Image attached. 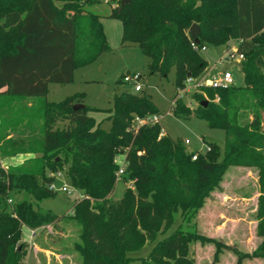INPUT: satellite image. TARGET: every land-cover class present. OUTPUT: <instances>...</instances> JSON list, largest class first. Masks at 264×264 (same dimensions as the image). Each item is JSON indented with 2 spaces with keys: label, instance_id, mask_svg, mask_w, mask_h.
Masks as SVG:
<instances>
[{
  "label": "trees",
  "instance_id": "16d2710c",
  "mask_svg": "<svg viewBox=\"0 0 264 264\" xmlns=\"http://www.w3.org/2000/svg\"><path fill=\"white\" fill-rule=\"evenodd\" d=\"M104 1L0 0V97L6 98L0 103V157L33 155L8 168L0 162V264H25L24 227L60 219L34 203L57 195L50 185L61 171L84 196L71 214L80 225L74 249L81 264H133L134 252L174 226L139 264H193L185 257L192 241L214 243V261L222 248L236 253V264L249 257L264 260V0H128L120 11L123 0H114L117 6L109 15L122 23L121 41L137 43L150 59L152 74L168 77L174 69L177 94L189 75L196 78L205 71L208 61L201 47L238 42L243 87L195 91V111L174 98L175 116L194 115L224 130L222 153L216 142H207L204 153L188 151L183 139L160 136L161 122L132 130L134 116L160 114L148 95L117 94L106 110L110 130L88 115L81 93L46 100L50 83H71L79 65L109 49L101 16L87 9ZM194 23L201 30L199 50L192 47ZM29 97L44 98L37 112L15 120L2 116L14 99ZM77 103L83 106L74 108ZM37 131L40 142L30 140ZM120 154L127 161L122 179L126 184L133 180L134 189L127 186L122 199L113 202ZM231 166L258 171L256 233L261 243L251 253L203 236L193 222ZM13 192L23 197L14 201Z\"/></svg>",
  "mask_w": 264,
  "mask_h": 264
},
{
  "label": "rangeland",
  "instance_id": "374dc122",
  "mask_svg": "<svg viewBox=\"0 0 264 264\" xmlns=\"http://www.w3.org/2000/svg\"><path fill=\"white\" fill-rule=\"evenodd\" d=\"M87 9L101 16L109 49L88 64L79 65L75 69L74 80L71 83H50L46 100L58 102L69 95L81 93L83 104L89 107L88 115L93 117L102 129L110 130L112 121L108 118L106 110L113 107L114 97L117 94L128 91L148 95L160 112L161 124L166 133L175 139H183L184 143L188 139L189 143H185L188 151L204 153L207 142H216L222 153L225 142L224 130L210 128L205 121L194 115L178 117L173 112L176 95L182 98L192 111H195L198 107V101L193 97L195 91L193 89L185 93L179 91L177 94L174 86V69L171 70L168 77L150 72V59L143 54L140 46L137 43L121 41L122 23L109 16L112 11L111 3L106 1L91 3L87 5ZM231 46L236 49L237 43L232 42ZM226 49V44L209 43L205 50L200 51L208 61V65L205 71L195 78L194 82L220 79L225 71H229L233 76L234 86L243 87L245 85L241 60L238 57L227 61L222 59ZM128 71L130 74L136 72L141 74V91L136 92L132 82L123 81V77L127 75ZM43 101L44 98L40 97L16 98L8 104L9 106L4 107L5 111L2 116L6 115L15 120L22 117L21 115L24 113L37 112ZM0 103H6V98L1 96ZM59 126H64V123H60ZM30 140L40 142L42 135L37 131ZM32 156V154H20L11 161L0 157V162L5 168H8V166L23 164ZM220 158H222V154ZM258 179L257 169L231 166L223 176L219 192L213 195L212 200L211 197L206 201L193 220L196 223L197 232L243 252L251 253L256 250L261 243V239L255 235L254 216L255 201L259 191ZM54 184L57 195L54 198L35 201L34 206L43 212L55 213L60 216V219L36 228V235L33 238H31L30 229L24 227L23 240L28 243L29 251L34 250L36 244L52 250L69 249L70 258L65 259L63 264H81L79 253L74 249L75 243L80 240V225L71 217V214L75 202L84 196L81 191L73 189L65 171L56 175ZM64 185L70 191H62L61 188ZM127 186L128 184L123 179H117L115 189L111 194V201H120ZM11 197L17 201L23 196L13 192ZM175 227L165 234H158L155 241L146 243L141 250L134 252L133 256L138 259L148 257L155 243L169 235ZM215 250L216 245L212 242L192 241L188 245L185 257L192 260L193 264H236L237 255L234 251L222 248L217 255V261H214ZM39 256V258L34 257L31 253L28 263L46 264L47 260L43 258V252ZM138 259L133 264H139ZM164 260L170 263L175 262L169 257ZM25 262H27V258ZM51 264H53L52 261ZM241 264H264V260L261 257H249L243 259Z\"/></svg>",
  "mask_w": 264,
  "mask_h": 264
},
{
  "label": "built area",
  "instance_id": "2783aa9c",
  "mask_svg": "<svg viewBox=\"0 0 264 264\" xmlns=\"http://www.w3.org/2000/svg\"><path fill=\"white\" fill-rule=\"evenodd\" d=\"M106 2H110L112 1V7H116L117 6V2L114 0H105ZM232 42H236L238 45V42L235 40H230L227 44V49L225 51V54L223 55L222 59L223 60H229L232 58H236L238 57L240 60H242L244 58L243 54H239L237 52V47L236 49L232 48L231 43ZM192 47L199 50V47L197 45V43L195 41L192 42ZM206 46L201 47L200 51L205 50ZM141 80V74L136 72L134 74H127L123 77V81L124 82H132L134 84V89L136 92H139L142 90V84L140 83ZM195 78L189 76L186 79V85L185 88H183L182 90H180L181 92H189L192 89L194 91L197 92H203V88L205 87H211V88H228L230 86H233L234 84V79L232 74L229 71H225L222 74V77L220 79H214L212 81H197L194 82ZM194 82V83H193ZM218 99V98H217ZM161 122V116L159 114H147L145 116H134L133 119V126H132V130L137 131L140 127L142 126H146V125H153L156 123H160ZM166 134V131L164 130V128H162V131L160 133V136H163ZM185 143H189V140L186 139ZM198 153L195 152L192 155V159H196L197 158ZM115 163L118 165V169L116 172V176L117 179H122V176L126 170L127 167V161H126V155L125 154H120L117 155L115 157ZM128 187L131 189H134V181H129L128 183ZM50 188L53 190H56L55 184L53 183L52 185H50ZM74 189V188H73ZM62 191L68 192L70 191V189L67 186H63L61 188ZM76 191V189H74ZM9 202H11V199H9ZM36 231L37 229H30L31 232V238H33L36 235Z\"/></svg>",
  "mask_w": 264,
  "mask_h": 264
},
{
  "label": "crops",
  "instance_id": "0c3cea01",
  "mask_svg": "<svg viewBox=\"0 0 264 264\" xmlns=\"http://www.w3.org/2000/svg\"><path fill=\"white\" fill-rule=\"evenodd\" d=\"M7 159L11 161V160L15 159V157H9ZM244 168H247V167H244ZM221 185H222V182L220 184V188H221ZM217 192H219V189L215 190L214 192H212L211 196L206 201H208L211 197H212L211 198V200H212L213 199V195H215V193L217 194ZM258 196H259V191L257 192L256 201H255L256 204H255V208H254V213H255L254 214V216H255V235H256V237L258 239H261L256 233L257 223H258V219H257ZM68 250L69 249H65V248H63V249L61 248L60 250H52V249H48V247H44L42 245L36 244L35 245V249L28 252V255L26 257L27 258V262H25V264H29L28 260H29V257L31 255V253L34 255V257L39 258L40 257L39 254L41 252H43V255H44L43 258H45L47 260L46 264H51V261L53 262V264H63V262H65L64 261L65 259H69L70 258ZM36 262H38V259H36Z\"/></svg>",
  "mask_w": 264,
  "mask_h": 264
},
{
  "label": "water",
  "instance_id": "95a60500",
  "mask_svg": "<svg viewBox=\"0 0 264 264\" xmlns=\"http://www.w3.org/2000/svg\"><path fill=\"white\" fill-rule=\"evenodd\" d=\"M127 1H128V0H123V1L121 2V6H120V8H119V11H120L122 5H123L124 3H126ZM200 32H201V30H200L199 25L196 24V23L192 24V26L190 27V34H191V37L194 39V41H195L196 43H199V42H200V40H199ZM129 73H130V72L128 71L127 74H129ZM189 76H190V75H189ZM202 103H203L204 106H206V105L208 104V100H203ZM82 106H83V104H81V103H77V104L74 105V108H78V107H82Z\"/></svg>",
  "mask_w": 264,
  "mask_h": 264
}]
</instances>
